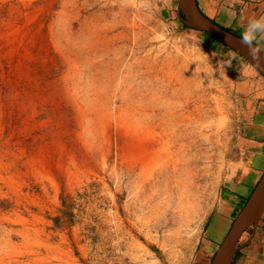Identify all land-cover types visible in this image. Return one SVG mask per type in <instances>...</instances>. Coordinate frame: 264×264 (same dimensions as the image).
<instances>
[{
    "label": "rangeland",
    "instance_id": "obj_1",
    "mask_svg": "<svg viewBox=\"0 0 264 264\" xmlns=\"http://www.w3.org/2000/svg\"><path fill=\"white\" fill-rule=\"evenodd\" d=\"M207 1L237 31L235 0ZM177 10L0 0V264H212L264 75ZM237 247L264 264V214Z\"/></svg>",
    "mask_w": 264,
    "mask_h": 264
},
{
    "label": "crops",
    "instance_id": "obj_2",
    "mask_svg": "<svg viewBox=\"0 0 264 264\" xmlns=\"http://www.w3.org/2000/svg\"><path fill=\"white\" fill-rule=\"evenodd\" d=\"M197 1L201 10L210 17V13L213 10L212 3L208 2L207 0ZM249 1L250 0L234 1L235 6H240L241 12L240 20L237 26V32L239 33H242L247 21L250 18H259L264 16V3H258L259 1L256 3ZM163 13L172 15L174 13L173 6L169 5L168 7H164ZM177 13L180 15L179 10H177ZM221 25L227 27L224 24ZM240 58L243 57L240 55ZM234 61L238 63L236 66H240V69H242L247 63L246 61L239 62L237 59H234ZM253 96L251 95L249 99L252 100V102L255 100L256 106L251 112H249V114H247L246 117V137L245 140H242V142H244V147L242 149L243 154L240 158L233 162V167L229 175L231 180H233L235 176H238V184L236 185L237 187L235 189L233 184L231 185L229 183L228 185H225L227 188L225 189V191H227V195L236 190L235 192L238 193V196L247 197L251 190L256 186L258 180L261 178L264 172V100H259V98L264 96V89L261 92H256V95Z\"/></svg>",
    "mask_w": 264,
    "mask_h": 264
},
{
    "label": "water",
    "instance_id": "obj_3",
    "mask_svg": "<svg viewBox=\"0 0 264 264\" xmlns=\"http://www.w3.org/2000/svg\"><path fill=\"white\" fill-rule=\"evenodd\" d=\"M178 7L181 18L186 24L209 32L250 62L247 50L240 46V36L213 22L211 18L201 10L197 0H178ZM259 72L264 75V69ZM263 214L264 172L245 205L233 221L228 234L216 252L212 264H233L238 249V242L244 230L249 225L257 223Z\"/></svg>",
    "mask_w": 264,
    "mask_h": 264
},
{
    "label": "clouds",
    "instance_id": "obj_4",
    "mask_svg": "<svg viewBox=\"0 0 264 264\" xmlns=\"http://www.w3.org/2000/svg\"><path fill=\"white\" fill-rule=\"evenodd\" d=\"M240 46L247 50L250 63L245 65V71L251 69L258 73L264 69V16L250 18L244 27L240 40Z\"/></svg>",
    "mask_w": 264,
    "mask_h": 264
},
{
    "label": "trees",
    "instance_id": "obj_5",
    "mask_svg": "<svg viewBox=\"0 0 264 264\" xmlns=\"http://www.w3.org/2000/svg\"><path fill=\"white\" fill-rule=\"evenodd\" d=\"M218 25H220V26L226 28V29L229 30V31H232L233 33H235V34L238 35V36H241V33H238L237 31H233V30H231L230 28L221 25L220 23H218ZM203 32L206 34V39H205L206 42H208V41L212 38V39H214L215 41L224 44L222 41H220L218 38L214 37V36H213L212 34H210L209 32H207V31H203ZM225 45H226V44H225ZM226 46H228V45H226ZM262 46H264V45H262ZM231 49H232V48H231ZM232 50L235 51L234 49H232ZM235 52H236V51H235ZM236 53H237V52H236ZM237 54H238V53H237ZM244 59H245V58H244ZM245 61H246L247 63H250V62L247 61L246 59H245ZM253 189H254V188H253ZM253 189H252V191H253ZM249 196H250V194H249L244 200L241 201V204H240V208H239V209H241V208L245 205V203H246L247 199L249 198ZM236 214H237V213H236Z\"/></svg>",
    "mask_w": 264,
    "mask_h": 264
},
{
    "label": "bare ground",
    "instance_id": "obj_6",
    "mask_svg": "<svg viewBox=\"0 0 264 264\" xmlns=\"http://www.w3.org/2000/svg\"><path fill=\"white\" fill-rule=\"evenodd\" d=\"M139 145H140V143H139ZM146 146H147V145H146ZM139 148H140V147H139ZM145 148H146L145 146H142V145H141V151L144 150ZM252 216H253V215H252ZM252 216H251V217H252Z\"/></svg>",
    "mask_w": 264,
    "mask_h": 264
},
{
    "label": "flooded vegetation",
    "instance_id": "obj_7",
    "mask_svg": "<svg viewBox=\"0 0 264 264\" xmlns=\"http://www.w3.org/2000/svg\"><path fill=\"white\" fill-rule=\"evenodd\" d=\"M250 194H251V192H250ZM241 209H242V208H241ZM241 209H240V210H241ZM239 212H240V211H239ZM239 212H238V213H239Z\"/></svg>",
    "mask_w": 264,
    "mask_h": 264
}]
</instances>
